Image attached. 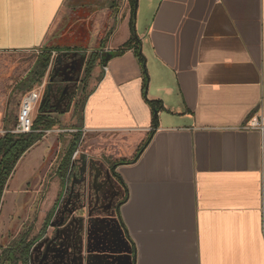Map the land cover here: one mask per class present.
<instances>
[{"label": "crops", "instance_id": "0c3cea01", "mask_svg": "<svg viewBox=\"0 0 264 264\" xmlns=\"http://www.w3.org/2000/svg\"><path fill=\"white\" fill-rule=\"evenodd\" d=\"M67 1L0 0V52L61 41ZM139 23L129 48L117 31L92 58L79 135H126L143 151L86 155L84 193L54 183L41 234L68 264H264V128L245 129L264 126V0H140ZM24 157L6 191L37 173Z\"/></svg>", "mask_w": 264, "mask_h": 264}, {"label": "rangeland", "instance_id": "374dc122", "mask_svg": "<svg viewBox=\"0 0 264 264\" xmlns=\"http://www.w3.org/2000/svg\"><path fill=\"white\" fill-rule=\"evenodd\" d=\"M137 6L136 18V6L131 4L126 7L125 0H68L55 28L61 33V41L49 39L47 47L37 50L0 52L2 136L5 132V122L15 124L21 111L22 98L28 93L25 92V86H21L23 80L49 52H52V48L68 51L52 54L48 71L33 88L38 90L41 96L33 111V122L47 111L55 118L56 126L47 131L41 143L24 157V160L28 157L24 162L27 166L32 161L30 158H36L39 167L37 173L19 190H5L0 210V257L3 256L0 264L3 261L5 264H13L7 260L6 254L22 240L26 241L25 244L38 241L29 256V264H68L60 257L63 245L56 242L52 231L48 232L47 236L41 234V224L46 217L44 215L49 213L48 210L45 212V208L42 209L48 191L52 187L53 193L54 183L59 182L63 193H84L85 176L80 177V173L85 169L86 155L100 162L102 159L109 162L116 158L124 159L125 155L127 158H133V155L139 153L141 147H134L133 140L127 141L126 135L87 134L81 138L79 135L82 105L93 87L92 58L98 54L99 46L111 42L117 31L116 40L127 37L128 32L134 39L138 38L140 0ZM65 57L69 62L72 58V64H81L82 61L85 63L78 71H75L73 65L60 68L59 60ZM59 70H62V75L58 74ZM79 140L76 152L79 154L75 157L74 153L71 165L67 166L63 160ZM61 165V177H57ZM20 177L23 175H18L15 182H19ZM25 189H29V192L26 193ZM52 209L51 216L61 212L56 206ZM17 257L20 258V254Z\"/></svg>", "mask_w": 264, "mask_h": 264}, {"label": "trees", "instance_id": "16d2710c", "mask_svg": "<svg viewBox=\"0 0 264 264\" xmlns=\"http://www.w3.org/2000/svg\"><path fill=\"white\" fill-rule=\"evenodd\" d=\"M138 3V0H131V4L135 7ZM136 11V9H135ZM134 13V11H133ZM137 40L133 39L130 43L127 44V48H129L132 44H134ZM123 51H119L114 53L115 55H120ZM52 52H49L41 62H39L34 69L28 74V76L23 80L21 86H25L26 91L29 92L33 90L34 86L42 80L45 76L46 72L48 71L51 60H52ZM112 55V53H111ZM108 56V55H107ZM105 57V59L107 58ZM46 113V114H45ZM43 116H39L34 123L33 132L28 134H14L12 130L14 129L16 123L9 127L8 125L5 126V134L0 136V208L2 206V201L4 197L5 190L11 180L15 170L23 157L38 143H40L43 138L45 137V133L47 131L52 130L55 127V122L50 116L51 112H45ZM77 144L70 149L68 154L69 157L65 158L64 163L70 165V157L73 152L76 150ZM143 149L140 150V153ZM129 163H133L129 162ZM114 175L120 179L118 174L116 173V166L113 168ZM121 180V179H120ZM122 181V180H121ZM126 187V186H125ZM127 188V187H126ZM53 216L50 217L49 223ZM38 241L30 242V244H25L26 241L22 240L20 244H18L14 249H11L7 252V260L11 261L13 264L19 263L21 261L24 264H28L26 261L27 258L24 259L23 255L27 257V254L31 250V248L37 243ZM20 254V258L17 255ZM3 255V254H2ZM3 256L0 257V260ZM1 264H5L4 261Z\"/></svg>", "mask_w": 264, "mask_h": 264}, {"label": "built area", "instance_id": "2783aa9c", "mask_svg": "<svg viewBox=\"0 0 264 264\" xmlns=\"http://www.w3.org/2000/svg\"><path fill=\"white\" fill-rule=\"evenodd\" d=\"M40 99L41 96L38 90H31L23 96L21 111L17 123L12 130L14 134H28L33 132L34 122L32 120V115ZM263 128V123L254 118L245 129L263 130ZM5 133L6 132H4V134Z\"/></svg>", "mask_w": 264, "mask_h": 264}, {"label": "flooded vegetation", "instance_id": "af4514ba", "mask_svg": "<svg viewBox=\"0 0 264 264\" xmlns=\"http://www.w3.org/2000/svg\"><path fill=\"white\" fill-rule=\"evenodd\" d=\"M60 68H62V67H68V66H72L73 65V67H75V71H78L79 70V68H80V66H82L85 62H83L82 60V62H81V64L80 63H78V62H76V64H72L71 63V61L69 62L68 61V59H67V57H65V58H61L60 60ZM67 61V62H66ZM58 74L59 75H62V70H59V72H58ZM30 244V243H29ZM28 244V245H29ZM35 246V245H34ZM33 246V247H34ZM33 247L31 248V250L29 251V253L27 254V257H25V254L23 255V257H24V259L25 258H27V262L29 261V256L31 255V253H32V249H33ZM21 263L22 264H24V262L23 261H21ZM29 264V263H28Z\"/></svg>", "mask_w": 264, "mask_h": 264}, {"label": "water", "instance_id": "95a60500", "mask_svg": "<svg viewBox=\"0 0 264 264\" xmlns=\"http://www.w3.org/2000/svg\"><path fill=\"white\" fill-rule=\"evenodd\" d=\"M138 4V3H137ZM136 13H137V5H136V11H135V16H136ZM108 57L105 59V62L108 63V61L113 58L114 56H116L115 54H107Z\"/></svg>", "mask_w": 264, "mask_h": 264}]
</instances>
